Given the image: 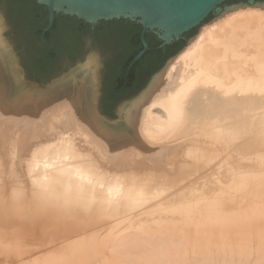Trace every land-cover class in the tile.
Listing matches in <instances>:
<instances>
[{"label":"bare ground","instance_id":"6f19581e","mask_svg":"<svg viewBox=\"0 0 264 264\" xmlns=\"http://www.w3.org/2000/svg\"><path fill=\"white\" fill-rule=\"evenodd\" d=\"M99 65L90 57L84 66L95 81ZM63 94L75 99L74 107L85 106L78 93ZM36 106L30 110L47 115V107ZM75 112L72 107L70 115L86 131L106 141L107 127L123 126L135 137L126 150L140 159L109 153L85 130L77 147L64 141L57 149L61 137L47 140L38 147L47 153L35 151L26 164L35 173L39 191L32 195L37 207L46 206L45 220L30 224L24 219L33 215L17 211L29 224L14 231L0 225V264H264V10L246 8L206 27L118 126ZM30 124L34 133L17 144L20 158L47 122L32 118ZM113 145L112 151L122 147L121 141ZM230 148L235 162L228 161ZM216 149L217 170L183 181L186 161L199 166ZM13 199L22 208L20 193ZM10 211L0 219L16 215Z\"/></svg>","mask_w":264,"mask_h":264},{"label":"water","instance_id":"95a60500","mask_svg":"<svg viewBox=\"0 0 264 264\" xmlns=\"http://www.w3.org/2000/svg\"><path fill=\"white\" fill-rule=\"evenodd\" d=\"M39 7L47 10V25L41 32L40 40L48 46L45 36L52 30L59 16H67L83 21L94 30L102 22L115 20H128L140 25V43L142 49L130 62L127 73L143 56L150 51V45L146 40L148 32L153 33L161 42L159 48L166 50L169 45L185 39V35L192 30L194 34L186 40V45L173 57L165 61L163 66L153 74L142 72L138 83L125 97H119L111 103L113 117L105 113L103 104V87L105 80L104 54L100 46L88 45L84 55L77 62L72 63L65 59L63 71L48 79L44 77L40 82L33 81L23 67L20 51H23L29 43L28 39L19 34V27L12 23L11 14L4 2H0V18L3 26V38L5 50H0V89L9 90L10 95L25 97L26 100L34 99L35 94L54 95L63 91L79 93L82 89L79 85L67 90L73 77L84 75L82 62L89 57L99 59L100 77L91 86H97L93 90L96 95L98 110L93 113L95 118L107 125L119 124L121 117L135 105L158 81L168 69L174 58L183 51L206 27L220 21L227 15L246 8L264 10V0H35ZM22 47V48H20ZM89 84L84 80V85ZM83 85V87H84ZM12 101V100H11ZM116 120V121H115Z\"/></svg>","mask_w":264,"mask_h":264},{"label":"rangeland","instance_id":"374dc122","mask_svg":"<svg viewBox=\"0 0 264 264\" xmlns=\"http://www.w3.org/2000/svg\"><path fill=\"white\" fill-rule=\"evenodd\" d=\"M89 58L84 59L82 62L87 63ZM98 62L100 64L99 59H98ZM100 67H101V64L99 65V69H98L99 74H98L97 79L100 77ZM84 80H87L89 82V84L85 82L86 85H84ZM90 81L96 82L95 80H93L91 75L90 76L87 75L86 72L84 71V75H81L78 77H73L71 83L65 86L67 88V90H69L70 88L74 89V87L77 85L82 87L83 90H81L78 94H79V97L81 98V101H83L85 103L84 104L85 106L83 108H80V109L74 107V106H76L75 105V99H73L69 96H66V94H63L64 90L60 91V92H56L54 95H51V96L42 95V94H40V96H38L39 94H35L37 96H33L34 99L26 100L25 97H21V98L17 99V97H14L15 95L14 96L10 95L9 90L3 89V91H2V89H0V131H1V133H0V213L2 215V211H6V209L8 208L9 211L11 210L10 212H12L13 214L14 213L16 214L15 215L16 217H18L19 215L21 216V217H18L19 219H17L13 214L12 215L14 217H11V215L9 216V214H7L8 212H6L5 215L7 214L8 215L7 217L12 218L11 221H7L6 216L3 217L2 219H0V225H3V227L8 225L6 227L10 228V229H6V230H11V229L13 230L14 228H22L23 224L27 225V224H29L30 221L33 222V220H34L36 222V220L38 219V221L41 222V220L43 219V216H44L43 213H45V212H43V210L46 206L38 204V207H39L38 208L37 205L34 203L35 199L33 198L32 194L35 191L37 192L38 188H36V186L33 185L34 179L33 180H31V179L35 175V173H32L31 171H29V166H27L26 164H28V163L31 164V159H32L34 153L37 152V154H41V155H44V153H47L49 148L47 150L38 149L39 146L47 145V143H48V142H46L47 140H52L54 138L61 137V138H59L60 142L53 144V145H55V147L57 146L56 147L57 149H61L60 146L62 145V143L64 141H66V142L70 141V142H72L71 145H75L76 147L78 145H80L79 142L81 140H79L80 135L78 134V132L85 133L82 130L86 131V129H88V127L84 123L80 122V120H78V117L71 116L70 115V109L73 107L76 110V112H75L76 115H77V113H79L80 116H84L82 118L86 117L85 112L90 113V115L93 116V113L98 110V104L95 106L93 105V103H95L97 100L95 98L97 94H93V90H95L97 88V86L92 87ZM83 85H84V87H83ZM35 103H39V105L41 107L42 106L47 107L45 110L47 115L40 116L38 114V112L31 111L30 108H35V110L39 109L38 106L35 107ZM77 116H79V115H77ZM32 118H37L39 121L45 120L47 122V124L45 126L40 124L41 130L44 131L45 133L44 134L42 133V135H40L39 137L36 136L37 137L36 140H35V137L30 136L29 141H31V142L33 141V142L31 145H29L31 142L28 141L29 142V143H27V146L29 145L27 147L28 150H26L24 153V156L20 158V157H18V145L17 144H18L19 140L22 142V144H23V142L27 141V139L23 140L24 133H26V134L27 133L28 134L34 133V128H33L34 126H32V124H30V121ZM15 124L22 125L24 127V129L19 131L18 128H16ZM26 128H30L31 133L29 132V129L26 130ZM123 128H124L123 126L115 127L113 129H110L107 127V129H105V130L107 132V135L109 136V137L107 136V138L110 139L109 141L102 139L98 135L96 136V135L90 134V132L88 130H87L88 132L86 131L87 133H85V134L91 136L94 139L98 137L101 142H104V144H105L104 146H106V150H108L109 153H111V154L112 153H118V154H120V153H124V154L125 153H131L132 155L128 156V157L133 158L132 160L140 159L139 157H136L134 151L126 150V148H127L126 145L134 142L135 137L132 133L124 132L122 130ZM69 129L74 130L77 135L73 131H70ZM71 132H72V134H75V135L72 136V134H70ZM35 133H40V132L37 131ZM123 134H125V135H123ZM3 135L5 136V138H7V141H3V139H2ZM236 135H237V133H236ZM239 135L240 134H238L237 136H239ZM120 141H121V145H122L121 148H117L114 151L110 150V146L111 147L115 146V145H113L114 142H120ZM4 142H5V144H4ZM216 142L219 145L221 143V141H218V140H216ZM122 143H126V144L124 145ZM173 144H175V143L173 142ZM173 144L171 143L172 146H174ZM143 145H146V143ZM215 145H217V144H215ZM142 147L144 149H147V147H144V146H142ZM218 147L220 149V152H222L221 147L220 146H218ZM216 151H217V149L210 151V152H213L212 156L208 159V161H212L210 163H205L208 161H203V162L199 163V166L193 167V166H191L192 164H190L191 163L190 161H186L188 163V166H186V168L182 167L181 171L184 174H188V175H187V178L184 179L183 181H186L187 183H189L190 178H193L194 176L204 175V174H206L212 170H217L218 167L220 166V161L217 160L219 156H217ZM7 152L9 153L10 156H8ZM78 152L82 153L83 156L84 155L91 156V154H92L91 151H78ZM169 152H170V154L172 152H174V148L169 149ZM206 152H208V151H206ZM229 154H230V157H228V161H230V162L237 161V159L233 156L234 154H233L231 148H230ZM41 155H40V157H41ZM84 157L82 159L85 162H88L87 159H84ZM122 157H124V156L122 155ZM23 161L25 162L24 164H22ZM230 162H229V164H230ZM189 164H190V166H189ZM142 171H144V169H142L141 172ZM177 171H178V168H174V172H172V174H169L168 176H171L174 179V177H173L174 173H176ZM177 188L178 187L174 188L173 191L177 190ZM38 191H39V189H38ZM16 193H20L22 208H19L18 203H16V200L13 199V197ZM11 204H12V206L9 207V205H11ZM229 204L231 205L232 208L236 207V202H229ZM17 211L18 212L24 211L29 215L30 214L33 215L31 217H34V218L30 219V217L27 214H26L27 215L26 216L24 213H18ZM32 211H34V212H32ZM17 214H19V215L17 216ZM38 214H39V216H37ZM34 215L37 216L38 218L36 217V219H35ZM23 216H26V218L24 217L25 218L24 219ZM63 216H65V214L62 215V217ZM27 217H29V218H27ZM21 218L24 219L25 221L29 220V222H24ZM20 219L24 223L22 221H20V224H19ZM14 220L17 223H13ZM44 220H42V221H44ZM67 222H71V219H68ZM34 223H32V224H34ZM30 224H31V222H30ZM35 224H37V222ZM62 225H63L62 223L58 224V226H62ZM6 227H4V228H6Z\"/></svg>","mask_w":264,"mask_h":264},{"label":"trees","instance_id":"16d2710c","mask_svg":"<svg viewBox=\"0 0 264 264\" xmlns=\"http://www.w3.org/2000/svg\"><path fill=\"white\" fill-rule=\"evenodd\" d=\"M7 6L12 23L19 27V34L25 36L29 43L20 51L23 67L28 77L40 82L63 71L65 59L75 63L83 57L88 45L101 47L104 54L105 83L103 87V104L108 106L105 113L113 117L111 103L119 97H125L138 83L142 72L153 74L166 60L176 55L185 45L195 30L185 35V39L169 45L166 50L159 48L160 41L148 32L146 40L150 45L147 52L127 73V68L134 56L142 49L140 43L141 26L128 20L102 22L94 30L83 21L67 16H59L55 25L45 36V46L40 35L47 25V10L39 7L35 0H0ZM22 48V47H20Z\"/></svg>","mask_w":264,"mask_h":264}]
</instances>
